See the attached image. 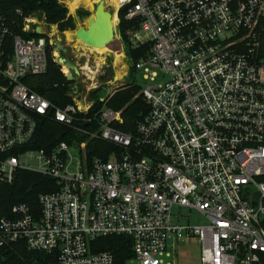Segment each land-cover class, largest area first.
<instances>
[{
	"label": "built area",
	"instance_id": "2783aa9c",
	"mask_svg": "<svg viewBox=\"0 0 264 264\" xmlns=\"http://www.w3.org/2000/svg\"><path fill=\"white\" fill-rule=\"evenodd\" d=\"M119 2L117 13L137 23L132 45H151L135 63L149 111L133 132L119 130L122 112L106 105L88 116L95 102L81 72L64 108L34 92L25 80L51 60L68 79L56 47L64 33L34 14L14 34L0 16V186L20 170L58 186L40 195L38 214L19 204L0 219V247L24 243L55 264H115L94 243L126 236L131 262L166 264L178 243L197 239L201 264H264V0ZM47 118L76 137L23 151ZM95 139L112 146L108 159L90 160ZM35 154L37 167L22 163ZM176 208L209 224L183 225Z\"/></svg>",
	"mask_w": 264,
	"mask_h": 264
},
{
	"label": "trees",
	"instance_id": "16d2710c",
	"mask_svg": "<svg viewBox=\"0 0 264 264\" xmlns=\"http://www.w3.org/2000/svg\"><path fill=\"white\" fill-rule=\"evenodd\" d=\"M126 12V9H123L119 13L121 19L119 31L127 43L128 55L133 62L134 72H136L135 63L149 53L151 45L149 43L139 47L132 45L129 33L137 28V23L127 20ZM80 13L85 14L83 11ZM34 14L44 15L47 22L57 25L61 33L73 31L76 28V19L69 15L68 9L61 3V0H0V16L14 34L22 35L25 19ZM25 82L34 92L48 99L56 108H64L72 102L67 96L71 81L64 76L61 66L52 60L46 74L27 78ZM141 89L134 80L125 87L114 89L105 100L95 102L88 116L94 117L106 105L114 111L122 112L123 123L118 125V129L123 132H133L137 122L142 120L149 111L147 103L139 95ZM99 119V117L95 119V124H97L94 126L95 129L98 128ZM75 137L72 129L55 122L52 118H47L40 122L34 141L25 146L23 151L45 150L50 152L59 143L71 142ZM77 138L80 141L86 140L85 137ZM111 149L112 146L108 143L95 139L89 146L90 160L108 159ZM57 187L56 181L50 177L25 170L18 171L13 184L0 186V219L10 216L12 209L19 204L27 205L32 212L38 214L40 195L52 193L57 190ZM132 246L130 238L112 236L94 243V250L112 253L115 264H128L133 258ZM55 263L56 260L52 256L44 252L31 251L24 243L0 247V264Z\"/></svg>",
	"mask_w": 264,
	"mask_h": 264
},
{
	"label": "rangeland",
	"instance_id": "374dc122",
	"mask_svg": "<svg viewBox=\"0 0 264 264\" xmlns=\"http://www.w3.org/2000/svg\"><path fill=\"white\" fill-rule=\"evenodd\" d=\"M68 1L69 0H62L61 3L68 9L69 15L76 19V28L73 31L64 32V36L59 34L58 37H56L61 48L68 51V56L64 55V51L58 52V55L59 58L69 59L76 66V70L82 73V79H84L83 87L86 93L90 94V99H92L93 102L103 101L114 89L125 87L131 83L132 80L136 81L141 88L147 86L148 82L143 79L142 74L134 72L133 62L128 55L127 43L119 31L121 22L119 14L117 13L118 15L113 19V24H115L116 27V37L111 43L107 44L105 47H85L76 39V32L79 28L87 25V20L93 15L94 9L89 5V2L83 1L77 9L72 10ZM97 2H100V0H94V2H92L93 6L97 5ZM113 9L110 8L109 11L113 13ZM81 11L85 12V14L82 15L80 13ZM29 17H27V19ZM79 17L81 21L78 19ZM53 26L58 29L57 25ZM116 55H123L125 62L123 68H116ZM85 65H89L95 72V81L91 77L93 81L83 76V72L85 71L82 70ZM116 73H122L125 77L117 80ZM97 83V89L92 90ZM93 93H95L94 96H92ZM22 163L30 167H37L39 164L37 154L23 158ZM175 213H179L183 216V225L204 226L209 224V220L205 216L194 210H178L176 208ZM175 250V260L165 257L164 260L166 264H201V244L197 239L180 242ZM128 264L136 263L130 261Z\"/></svg>",
	"mask_w": 264,
	"mask_h": 264
},
{
	"label": "water",
	"instance_id": "95a60500",
	"mask_svg": "<svg viewBox=\"0 0 264 264\" xmlns=\"http://www.w3.org/2000/svg\"><path fill=\"white\" fill-rule=\"evenodd\" d=\"M92 8L94 9L93 15L87 20V25L85 27L77 30L76 39L85 47H105L116 37V27L113 24V13L107 10L104 1H101ZM38 17H41V15L39 14ZM37 33L39 35L43 34L41 28L37 29ZM62 36H64V34H62ZM56 47L58 52H66L61 48L58 41L56 42ZM59 63L65 65L70 70L68 80L78 83L80 80V71L76 70V66L67 58H59ZM257 199L258 197L255 202H257Z\"/></svg>",
	"mask_w": 264,
	"mask_h": 264
},
{
	"label": "bare ground",
	"instance_id": "6f19581e",
	"mask_svg": "<svg viewBox=\"0 0 264 264\" xmlns=\"http://www.w3.org/2000/svg\"><path fill=\"white\" fill-rule=\"evenodd\" d=\"M83 1H86V2H89V5H91L92 7H94L93 6V4H92V2H94V0H69L68 1V4L71 6V9L72 10H75V9H77L79 6H80V4H81V2H83ZM99 1V0H98ZM101 1H104L105 2V5H106V7L108 6L109 8H114L113 9V19H115V16H117V12H118V9H119V5H120V2H119V0H100V2ZM100 2H97V4L98 3H100ZM90 7V6H89ZM114 26H115V24H114ZM68 36V35H67ZM68 38V37H67ZM102 47V46H101ZM124 59H123V55H116V57H115V66H116V68L118 69V68H123L124 67ZM68 68L67 67H65L64 68V72H68V70H67ZM85 72H86V74H91V78L94 80L95 78H94V76H95V72L90 68V66L89 65H86L85 66ZM125 76L122 74V73H116V79L117 80H119L120 78H124ZM94 84V83H93Z\"/></svg>",
	"mask_w": 264,
	"mask_h": 264
},
{
	"label": "flooded vegetation",
	"instance_id": "af4514ba",
	"mask_svg": "<svg viewBox=\"0 0 264 264\" xmlns=\"http://www.w3.org/2000/svg\"><path fill=\"white\" fill-rule=\"evenodd\" d=\"M64 55L68 56V51L64 52Z\"/></svg>",
	"mask_w": 264,
	"mask_h": 264
},
{
	"label": "crops",
	"instance_id": "0c3cea01",
	"mask_svg": "<svg viewBox=\"0 0 264 264\" xmlns=\"http://www.w3.org/2000/svg\"><path fill=\"white\" fill-rule=\"evenodd\" d=\"M124 57H125V56H124ZM125 59H126V58H125ZM85 66H86V65H85ZM85 66H84V69H85ZM126 66H127V65H126ZM84 69H83V71H85Z\"/></svg>",
	"mask_w": 264,
	"mask_h": 264
}]
</instances>
